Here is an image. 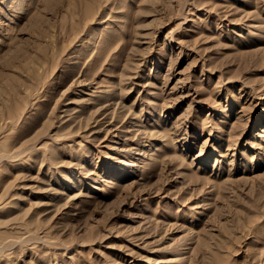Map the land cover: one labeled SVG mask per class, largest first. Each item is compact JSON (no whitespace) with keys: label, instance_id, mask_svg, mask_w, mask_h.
<instances>
[{"label":"rangeland","instance_id":"374dc122","mask_svg":"<svg viewBox=\"0 0 264 264\" xmlns=\"http://www.w3.org/2000/svg\"><path fill=\"white\" fill-rule=\"evenodd\" d=\"M263 125L264 0H0V264H264Z\"/></svg>","mask_w":264,"mask_h":264},{"label":"bare ground","instance_id":"6f19581e","mask_svg":"<svg viewBox=\"0 0 264 264\" xmlns=\"http://www.w3.org/2000/svg\"><path fill=\"white\" fill-rule=\"evenodd\" d=\"M264 126V125H263ZM264 130V129H263ZM259 135V134H258Z\"/></svg>","mask_w":264,"mask_h":264}]
</instances>
